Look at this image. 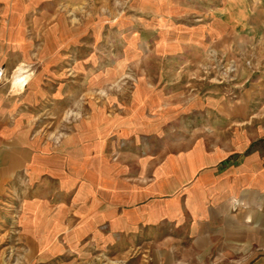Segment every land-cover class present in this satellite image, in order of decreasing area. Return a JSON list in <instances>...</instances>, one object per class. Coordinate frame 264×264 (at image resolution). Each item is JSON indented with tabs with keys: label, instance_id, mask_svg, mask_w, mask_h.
Instances as JSON below:
<instances>
[{
	"label": "rangeland",
	"instance_id": "rangeland-1",
	"mask_svg": "<svg viewBox=\"0 0 264 264\" xmlns=\"http://www.w3.org/2000/svg\"><path fill=\"white\" fill-rule=\"evenodd\" d=\"M249 2L0 0V84L36 145L98 147L114 158L116 190L140 198L164 152L194 132L227 137L237 124L221 116L236 100L256 120L238 126L264 132V0L253 12ZM0 237L3 264H22L21 237ZM125 260L98 249L63 263Z\"/></svg>",
	"mask_w": 264,
	"mask_h": 264
},
{
	"label": "crops",
	"instance_id": "crops-1",
	"mask_svg": "<svg viewBox=\"0 0 264 264\" xmlns=\"http://www.w3.org/2000/svg\"><path fill=\"white\" fill-rule=\"evenodd\" d=\"M9 91L0 84V236L21 237L22 264L98 249L122 252L127 264H264V132L238 126L256 121L246 101L221 116L237 124L226 138L194 132L156 159L149 194L132 198L126 183L116 190L114 158L98 147L36 145ZM135 247L146 258L126 253Z\"/></svg>",
	"mask_w": 264,
	"mask_h": 264
},
{
	"label": "bare ground",
	"instance_id": "bare-ground-1",
	"mask_svg": "<svg viewBox=\"0 0 264 264\" xmlns=\"http://www.w3.org/2000/svg\"><path fill=\"white\" fill-rule=\"evenodd\" d=\"M25 68L26 67H24L23 64H19L12 75L11 85H13L15 89L21 87V85L26 81V79H28L27 77L29 73H27Z\"/></svg>",
	"mask_w": 264,
	"mask_h": 264
}]
</instances>
